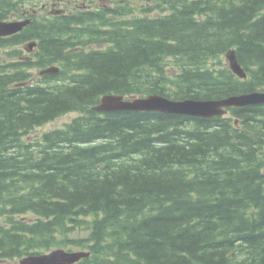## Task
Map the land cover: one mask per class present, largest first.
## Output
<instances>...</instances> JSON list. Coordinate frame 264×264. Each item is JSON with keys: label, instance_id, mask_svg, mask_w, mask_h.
Masks as SVG:
<instances>
[{"label": "trees", "instance_id": "obj_1", "mask_svg": "<svg viewBox=\"0 0 264 264\" xmlns=\"http://www.w3.org/2000/svg\"><path fill=\"white\" fill-rule=\"evenodd\" d=\"M51 1L0 0V21L41 11L0 38V264L57 248L90 252L77 264H264V104L210 119L92 110L108 94L263 91L264 0H110L63 16L41 10Z\"/></svg>", "mask_w": 264, "mask_h": 264}, {"label": "water", "instance_id": "obj_2", "mask_svg": "<svg viewBox=\"0 0 264 264\" xmlns=\"http://www.w3.org/2000/svg\"><path fill=\"white\" fill-rule=\"evenodd\" d=\"M62 1V0H58ZM31 23L30 19L22 21H0V38L19 34ZM37 47V43L31 42L26 50L30 53ZM226 60L230 70L240 79H246L247 73L238 62L237 52L230 49L226 53ZM57 66L41 70L38 76L53 75L59 72ZM27 85L26 83L19 84ZM18 85V86H19ZM264 104V91H255L231 96L221 100H173L161 95H149L147 97H126L117 94H108L101 98L99 104L92 109L98 113H112L118 111L133 112H159L163 114L182 115L210 119L222 117L227 114L229 108H242ZM90 253L86 251H66L55 249L42 255H30L18 264H77L82 259L89 258Z\"/></svg>", "mask_w": 264, "mask_h": 264}, {"label": "flooded vegetation", "instance_id": "obj_3", "mask_svg": "<svg viewBox=\"0 0 264 264\" xmlns=\"http://www.w3.org/2000/svg\"><path fill=\"white\" fill-rule=\"evenodd\" d=\"M104 1L109 2L105 4V7L111 5L110 0H67L63 2L52 0L51 3H49V11L46 12V14L53 16H63L67 14L73 15L78 11H95L97 8L102 7Z\"/></svg>", "mask_w": 264, "mask_h": 264}, {"label": "rangeland", "instance_id": "obj_4", "mask_svg": "<svg viewBox=\"0 0 264 264\" xmlns=\"http://www.w3.org/2000/svg\"><path fill=\"white\" fill-rule=\"evenodd\" d=\"M103 3L106 4L107 1L106 2L104 1ZM42 14H44V12ZM18 48L24 50V54L26 56L29 55V53L25 51L23 45H20ZM31 56H32V54H30V57ZM6 58H7V56L5 55V51L0 50V62L4 61ZM222 58L224 60V63L226 64L225 55H223ZM37 71L38 70H34L33 73H36ZM75 116H76L75 113L67 114V115L62 116V117L56 119L55 121H52V122H50V123H48L42 127H38L34 130V132L32 134L29 135V137H25V140L36 139V138L42 136L44 133L50 132V131L57 129V128H62V127H64V125L69 123ZM66 250H68V251H79L80 249H66ZM4 264H15V263L8 262V263H4Z\"/></svg>", "mask_w": 264, "mask_h": 264}, {"label": "bare ground", "instance_id": "obj_5", "mask_svg": "<svg viewBox=\"0 0 264 264\" xmlns=\"http://www.w3.org/2000/svg\"><path fill=\"white\" fill-rule=\"evenodd\" d=\"M24 18H25V17H24ZM226 53H227V52H226ZM226 53H225V54H226ZM40 71H41V70H40ZM243 94H244V93H243ZM230 109H232V108L227 109V114L224 115V116H228V115H229V110H230ZM235 124H236V125H239V121L236 120ZM18 151H19V150H18Z\"/></svg>", "mask_w": 264, "mask_h": 264}]
</instances>
